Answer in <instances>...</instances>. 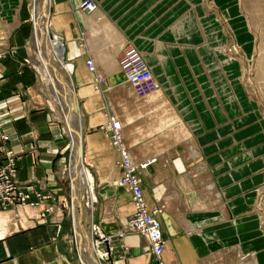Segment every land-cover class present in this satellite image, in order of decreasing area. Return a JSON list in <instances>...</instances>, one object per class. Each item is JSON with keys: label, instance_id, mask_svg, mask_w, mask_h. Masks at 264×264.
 I'll return each instance as SVG.
<instances>
[{"label": "crops", "instance_id": "obj_1", "mask_svg": "<svg viewBox=\"0 0 264 264\" xmlns=\"http://www.w3.org/2000/svg\"><path fill=\"white\" fill-rule=\"evenodd\" d=\"M34 1L27 41L25 1L0 0V134L6 136L0 137V156L10 149L15 180L44 196L33 204L0 205V264H156L142 236L117 234L132 211L131 193L117 183L116 153L104 129L108 95L86 72L90 55L106 80L119 81V96L110 99L108 92V103L123 122L134 161L156 158L139 169V177L148 207L159 208L166 264H203L229 246L242 260L248 252L255 264H264L263 230L248 210L264 180V123L239 73L225 61L230 31L245 48L236 0H94L86 12L78 8L81 0H48L41 18ZM54 31L62 37L57 43L71 66L66 73L79 106L73 122L64 102L58 113L63 124L46 105L34 70L44 38L41 54L58 83L52 54L57 43L49 42ZM127 41L140 50L157 83L152 93L122 88L115 55ZM61 85L57 93L66 97ZM69 145L70 204L62 180ZM78 171L82 181L88 175L92 181L79 185ZM68 216L72 235L64 227ZM99 234L109 241L97 244Z\"/></svg>", "mask_w": 264, "mask_h": 264}, {"label": "rangeland", "instance_id": "obj_2", "mask_svg": "<svg viewBox=\"0 0 264 264\" xmlns=\"http://www.w3.org/2000/svg\"><path fill=\"white\" fill-rule=\"evenodd\" d=\"M24 1H25V5L27 7V16H26V20L25 21L27 23V41H28V38H29V36L31 34V31H32V20H31V18L29 16V12H28V5H29L31 0H24ZM236 1L238 3L239 10L241 12L240 14L243 17L244 26L246 28V30H245L246 31L245 32V41H243V43L245 44L244 45L245 48H243L242 46H240L239 44H237L235 42V38H234L233 32L230 31V36H229V38H230L229 40L230 41H229V49H228L229 55L227 56V58L225 57L226 58L225 61H228L232 65V67L236 71L235 75L237 73H239L240 77H237V78L240 79V84H241V87L243 89V92H244L245 96L255 106V114L256 115H260V117H261V119H262V121L264 123V66L261 69V67H259V61H258L259 58H260V55H261V52H260V50L258 48L259 47L258 45H259L260 39H261L260 38L261 37L260 30H259L260 26H259L258 21L256 20V18H254L252 16V14L249 12V10L247 9L246 0H236ZM34 2H35L34 4L36 5V10L40 14V18L42 17L41 14H43V17H45L46 11H47L48 6H49V3H48L49 1L48 0H37V1L35 0ZM95 4H96V2H95ZM78 8H79V6H78ZM246 10H248V11H246ZM80 11L81 12H86L87 10L80 9ZM43 22H44V20H43ZM257 26H259V27H257ZM52 35H53L56 43L59 42V41H62V37H61L59 31H54V33L52 32ZM41 41L43 42L42 44H44V48L43 49L40 48L39 52H37V54L34 55L35 62H36V68L32 64V60H31L30 57H29L28 61H30V63L34 67V70H35L36 75H37L38 86L42 90L46 105L54 113V115L56 117H58L59 121L63 124V121H62L61 117L58 115V113L61 115L60 108L61 109L63 108V104H64V102H66V97L64 96V94L62 92L57 93L58 92V86H57V84H55V86H54V82H53L52 77L50 75L51 69H49L47 67V64H45L44 57L41 54L42 51L45 52V48H46L45 47L46 46L45 42L46 41H45L44 38H41ZM49 41H51V39ZM32 43H33V41H32ZM28 44H29V42H28ZM130 46H133L138 51L142 61L144 62V60H143V58L141 56L140 50L137 49L130 42H128V41L125 42L122 45V47L120 48V50L115 55V64H116L117 68L119 69L121 77H123V74H122V71H121L120 66H119V60H120V58L122 56V51L124 49L130 47ZM33 47H34V50H36L35 46H33ZM29 48H30V44H29ZM63 52L64 51H62L61 55H58L57 57H54L55 58L54 62L56 64L62 66V68H64L65 71H66V68L68 70H70L71 66H70L69 63H67L64 60ZM52 54L54 56V48L52 50ZM90 56L85 57V59H87ZM90 58L93 59L92 56ZM85 59H84V63H85V67H86V72L88 71L90 73L92 84L95 87H100L99 84L97 83L96 79H95V75H93L88 70L86 62H85ZM237 61L239 63V66L237 64ZM144 64L147 66V64L145 62H144ZM102 77H105V76H102ZM104 79L106 80V78H104ZM101 82L103 83L102 85L104 86V88H106L107 95H108L107 99H108V102H109V98H108L109 97V94H108L109 89L106 87V84L104 83V80L101 81ZM156 85H157V83H156ZM52 88H53V90H52ZM55 89H57V91L54 92ZM70 91H72V88H71ZM71 93H72L71 95L73 96V99H74V93L73 92H71ZM113 98H114V94L112 93V95L110 96V99H113ZM75 100L76 99H74L73 102H74V105L76 106V111L74 113V115H75V119L74 120L76 121V119L79 117V113H77V112H79V106H78L77 101L75 102ZM108 102H107V106L109 107L108 109H110V111H108L107 114H106V120L104 121V127L109 123L110 116H114V118L117 117V115H114L113 113H111L110 103H108ZM121 123H123V122L120 119H118V125L120 127H122V129H123L124 125H122ZM66 135H67V133H66ZM124 136L125 135L122 134V143L121 144L128 148V146H127V144L125 142ZM67 139H69V143H70V138H69L68 135H67ZM107 140H108L109 147L112 148V150H113V153L114 154L116 153V155H113V156L115 157V162H116L115 164L119 168V173L121 174L122 168L120 167V165H119V163L117 161L119 159L120 153H119L118 150H116V148H115L116 146L113 144V138L110 137L109 134H107ZM121 147L122 146L120 145V148ZM188 152H190V151L188 150ZM66 153L69 154V155H66L65 169H64V172L62 173V176H63L62 180H63L64 185L66 186L67 195H68V204H70V188H69V183H68V180H67V177H66V174H65L66 167H69V162H70V156H71L70 155L71 154L70 145H69V148H67ZM128 153H130V155H131V152H130L129 148H128ZM190 154L192 155V154H194V152L191 151ZM79 157L80 158L81 157L84 158V156H79ZM154 158L155 157L153 156V157H151L149 159L153 160ZM132 159H133V156H132ZM149 159H145L143 161H140V162L143 163V164H141L143 166H140L138 164L139 162H135L134 159H133V162L135 164H137L138 167H140L139 169H142V168L146 167V165L148 164V160ZM80 163H81V165L77 164V166H78L77 168L82 170L83 169V166H82L83 163L82 162H80ZM86 167L88 168L87 164H86ZM91 181L92 180H90V182ZM77 183L79 185L80 184L83 185L82 176H81V172L80 171H78ZM117 183L122 185V186H125L123 183L120 182V175H119V177L117 179ZM209 185L210 184H208V188H209ZM129 191L131 193L130 189H129ZM141 191H142V189H141ZM255 193H256L255 194V198H254L255 201H256L255 205L254 206L253 205L250 206V208L248 210L254 211L258 215L259 224H260L259 226L263 230V232H261V233L264 236V206L262 204V201L264 199V180L261 181L260 183H258L255 186ZM82 194L83 193L81 192V195ZM92 196H93V194L90 193L89 200L87 201L88 205H90V203H91V199L93 198ZM131 201H132V197H131ZM132 208H133V206H132ZM77 210L79 211V206H77ZM64 227L66 228V231H68L70 233V235L73 234L72 227H71V222H70V216H68L67 223L64 224ZM260 228H259V230L261 231ZM100 238H101L100 242H97V240H96L97 244L102 243L103 241L108 242V240L102 239V234H99V239ZM97 251H98V253L100 254V257H101L102 254H101V252H100V250L98 248H97ZM238 254H239V251L237 250V248H235L233 246H229V247L224 248L221 251L213 252V254L209 255L207 258L204 259L205 261H204L203 264H255V262L253 261V259L250 256L252 253H248V252L245 253V255H246L245 257H247L246 260H242L244 258L241 257V256L239 257ZM74 256L76 258V255H74Z\"/></svg>", "mask_w": 264, "mask_h": 264}, {"label": "built area", "instance_id": "obj_3", "mask_svg": "<svg viewBox=\"0 0 264 264\" xmlns=\"http://www.w3.org/2000/svg\"><path fill=\"white\" fill-rule=\"evenodd\" d=\"M80 9H93L96 4L94 0H81L79 2ZM89 69H95L94 74L97 76V81L104 80L98 68H94L90 63L91 58L85 59ZM119 66L125 79L129 85L139 94L145 93L156 87L150 69L142 61L138 51L130 46L122 51V56L119 60ZM114 116H110L109 123L105 126V130L110 137L113 138V144L116 150L119 151V159L117 160L122 172L120 174V182L131 190L132 211L122 221L123 230H118L119 236L124 235L126 231L134 232L143 237L146 247L152 254L156 264H166L162 257L163 237L161 234L160 223L156 217L159 210L158 207H148L146 200L142 194L140 187L139 168L137 164L131 162L128 154V148L122 145L121 129ZM1 139L6 138L4 134H0ZM120 145L122 146L120 148ZM123 148V149H122ZM143 166L142 162L138 163ZM14 157L10 149L3 150L0 156V205L2 208L18 205L23 203H36L42 195L39 191L32 190L18 183L14 176ZM102 239L109 241V235H102ZM101 238L97 240L100 242ZM96 242V243H97Z\"/></svg>", "mask_w": 264, "mask_h": 264}, {"label": "bare ground", "instance_id": "obj_4", "mask_svg": "<svg viewBox=\"0 0 264 264\" xmlns=\"http://www.w3.org/2000/svg\"><path fill=\"white\" fill-rule=\"evenodd\" d=\"M246 2H247V9L249 10V12L252 14V16L254 17V18H256V20L258 21V24H259V26H260V28H259V30H260V35H261V39H260V43H259V50H260V52H261V55H260V58H259V67H261V69H262V67L264 66V0H246ZM49 3V2H48ZM236 5V7L238 6V3H237V1H236V3H235ZM40 8V7H39ZM36 9V8H35ZM83 10H87V9H83ZM93 10V9H92ZM248 10H246V11H248ZM88 11V10H87ZM36 12H37V10H36ZM36 17H37V15H36ZM240 19V18H239ZM256 21V22H257ZM43 23L44 22H42V28H41V30L44 32H42L43 34H45V36H46V32H45V29H44V25H43ZM259 26H257V27H259ZM258 29V28H257ZM44 36V37H45ZM51 37V38H50ZM52 36H51V34L49 33V40L51 39V41H49L50 43H51V46H52V43L54 44L55 42H53V40H52ZM50 50V49H49ZM62 51H63V46H61V44L60 43H57V44H55V46H54V57H57L58 55H61V53H62ZM52 60V59H51ZM53 60H55V58L53 59ZM91 65L92 66H94V68L96 67V68H98L97 67V65H96V63H95V61H94V59H91ZM87 65V64H86ZM87 68H88V70L93 74V75H95L94 74V71L93 70H95V69H89V67H88V65H87ZM53 71H54V73H55V76H56V79H59L58 80V83L56 82V84H58L57 86H60L61 84L62 85H64V87H62L63 89H65V92L67 93V96H66V111L68 112V114H70V115H74V113H75V111H76V106L74 105V102H73V96L71 95L72 93V91H70L71 90V80H70V77H69V75L66 73V71H65V69L64 68H62V66H60V65H58V64H56V63H54V65H53ZM97 78V76L95 75V79ZM121 79H123V81L125 80L123 77H121ZM96 81H97V79H96ZM122 81V80H121ZM97 83L100 85V83L101 82H99V81H97ZM104 83L106 84V83H108L107 85H106V87L109 89V92H110V94L112 95V93L114 94V97H116L119 93L118 92H116L115 90H114V88L116 87V85L118 84L119 85V81L118 82H116V83H113V79L111 78V76L108 78V80H105L104 79ZM126 84V85H125ZM125 84L124 85H122V88H123V90L125 91V90H127L128 89V83L125 81ZM61 85V86H62ZM156 88H154V89H152V90H149V91H147V92H145V93H149V92H151L152 93V91H154ZM129 90V89H128ZM55 91H57V89H55L54 90V92ZM119 96V95H118ZM118 98V97H117ZM69 102V103H68ZM76 104V103H75ZM61 110V109H60ZM77 113H79V112H77ZM74 117H75V115H74ZM73 119V118H72ZM71 119V120H72ZM75 119V118H74ZM71 120H68V121H71ZM113 120H115L116 121V124H118V118L117 117H113ZM73 122H75V120L73 121ZM73 126H76V125H73ZM120 127V126H119ZM120 129L123 131V129H122V127H120ZM129 129V128H128ZM135 130L137 129V130H139L137 127H135L134 128ZM142 129V128H141ZM144 129V128H143ZM142 129V130H143ZM72 130H74V131H76V128L75 127H72ZM142 130H139V132H141ZM121 131V134H123V132ZM145 133V132H144ZM141 134H143V132L141 133ZM143 135H147V134H143ZM78 142V141H77ZM123 149V148H122ZM129 154V156H130V158H131V162H133V159H132V156L130 155V153H128ZM80 152L78 153V156H77V164L78 165H81V163H80ZM156 159V158H155ZM151 159H149L148 161H150ZM146 162V161H145ZM91 180V176L90 175H88V177H86V178H84V180H83V185L84 184H86V181H90ZM185 181V180H184ZM184 184H185V182H184ZM186 185V184H185ZM174 196V195H173ZM93 197V196H92ZM87 206H89L88 204H87ZM158 213H159V210L157 211ZM187 222V221H186ZM188 223V222H187Z\"/></svg>", "mask_w": 264, "mask_h": 264}]
</instances>
